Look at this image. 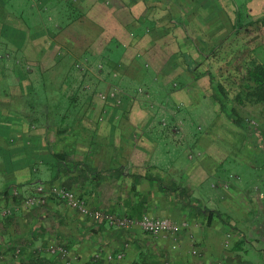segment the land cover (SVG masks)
I'll return each mask as SVG.
<instances>
[{
	"label": "rangeland",
	"instance_id": "374dc122",
	"mask_svg": "<svg viewBox=\"0 0 264 264\" xmlns=\"http://www.w3.org/2000/svg\"><path fill=\"white\" fill-rule=\"evenodd\" d=\"M92 2L103 4L109 10L113 7V14L120 18L118 21L124 26V29L121 28L124 32V35L121 33L122 41L125 43L124 49L120 41L117 43L113 36H110L111 31L107 24H105L107 29L96 25L93 27L95 31H99L98 36L91 29V20L86 16L83 18V14L71 23L73 20L66 12L71 11V8L60 0H0V68L4 65L7 69L8 65L15 63L27 69L32 63H37L36 57L25 56L26 58L22 59L24 46L27 44L29 46L31 43L30 36L33 32L40 34L38 38H35L37 40H33L34 44L37 45L38 41L40 45L44 44L45 35L42 29L37 32L40 26L53 33L52 38L49 37L51 40L48 41L50 47H47L51 54L55 53V57L50 55L52 61L50 58L46 60L52 65V71L45 74L48 88L42 85L35 92L23 96L25 103L29 98L47 97L45 92L55 101L56 97L61 95L58 82L63 79L67 84L63 95L68 98L73 97L76 106L79 100H88V108L95 109L96 112H103V109L127 113L141 111L157 116L158 126L177 136L178 144L159 145L161 150H166L167 146L170 148L168 153L162 151L159 155L163 157L164 164L169 167L171 164L178 167L175 170L179 176L181 175L182 179L178 177L180 181L187 178L189 170L185 168L189 164L191 168L196 161L195 148H203L205 159L200 162V168H197V164L194 165L197 168L195 171L198 170L202 177L214 175L215 177L211 179L214 183L220 178H226L231 182L243 180V187L246 190L253 189L254 194L243 196L244 200H241L240 206L244 208L252 206V213L249 214V216L252 214L250 221L264 225V185L259 184H262L264 180V104L250 102L241 104L234 98L241 88L240 78L244 77L243 74H246L248 70L246 67L239 68V62L248 57L255 60L256 56L264 60V26L262 24L264 0H142L136 6H133L130 0H94ZM164 5L170 6L174 15V17L166 18V27L157 29L156 34L152 35L151 26L145 25L142 29L146 34L138 37L137 31L131 28L137 22L131 25L128 22L131 20L134 22L135 17L140 19V15L137 14L139 12L142 13L141 16L148 12L151 14L148 15L149 17L160 16L164 19L167 11L158 8ZM115 9H118V12ZM80 10L84 8L80 6ZM67 16H69L68 19ZM236 20L241 24L239 33H236L234 27ZM169 28L172 30L168 31ZM150 38L157 40L156 44L159 47L145 48L155 43L149 42ZM184 54L189 56V65H187L189 67L185 64ZM28 71L30 78L36 80L37 73H33L31 68ZM62 71L63 74L60 76ZM207 72L211 74L213 80ZM41 76L43 77V73ZM2 82L4 81L0 79L1 102H8L9 97L15 100L16 97H20L4 95L5 89ZM213 86H216L215 90ZM100 95L105 97L101 98ZM214 97L226 103L228 109L226 113L222 111ZM7 107H0V109L5 113ZM73 107L71 105L69 109ZM232 109L243 120L242 124L243 122L251 124L253 134L247 135L233 123V114L230 113ZM222 161L224 162L221 163ZM218 165L220 169H216ZM167 172L171 174L172 170L167 169ZM164 175L167 176V173ZM174 178L177 180V177ZM71 190L78 198L85 201L89 209L109 213L106 209L91 207L78 195V192ZM257 192L263 193L262 197H256ZM27 196H33V194L26 195L19 201L17 210L45 206L54 200L50 197L43 203L36 201L32 205H27L25 202ZM56 199L61 202L62 207L67 209L66 212L72 218L78 220L76 225L79 222H86L91 226L99 222L113 229H122L127 232L135 230L133 233L136 237L139 236V240L147 238L150 240V246L161 249L158 251L159 258L167 256L171 259L169 264L211 262L206 258L207 256L205 257L206 250H210L209 247L205 249L200 243L201 238H204L207 233L200 225L192 224L189 227L187 221H175L169 216H162L156 208L150 207L143 215L167 217L181 224L180 229L174 233L152 236L138 224L123 229L109 226L102 219L95 221L81 215L77 209L69 207L64 200ZM258 200L263 201L259 204ZM257 203L259 208L254 210ZM244 208L241 210L243 211ZM5 209H10L11 212L0 220L9 216L14 210V208ZM242 211L234 210L233 214L229 215L231 217H225V215L223 217L239 222L242 227L244 225L241 224L244 219ZM217 212L225 214L219 210ZM112 215L122 216L121 214ZM254 215H258V219H255ZM182 223L185 224L182 225ZM240 233L243 234V232ZM222 234L221 252H230L239 235L229 231ZM245 235L250 239L252 233L246 232ZM51 239L59 242L56 237L52 236ZM263 239L261 237L260 240ZM123 241L122 237L120 242ZM114 244H110V247L87 248L88 253L90 252L89 256L80 253L75 246H66V248L70 260L73 261L72 264H92L93 259L98 257L99 264H137L134 247L123 244V250L113 251L111 249L115 248ZM85 246H88V241ZM242 246L247 250L246 254H241L244 261L252 260L262 264L264 244L262 250L259 248L260 251L247 243ZM261 246L259 244V247ZM46 248L43 249L44 253L60 255L52 254ZM33 253V249L27 248L28 255L31 256ZM119 253L123 254L120 260L116 258ZM58 258L60 263L64 264L65 261L66 264V258L61 255ZM2 261L3 258L0 263ZM215 264L220 263L216 260Z\"/></svg>",
	"mask_w": 264,
	"mask_h": 264
},
{
	"label": "crops",
	"instance_id": "0c3cea01",
	"mask_svg": "<svg viewBox=\"0 0 264 264\" xmlns=\"http://www.w3.org/2000/svg\"><path fill=\"white\" fill-rule=\"evenodd\" d=\"M42 27L37 32L42 29L45 35L44 44L40 45V41L37 45L34 44L33 40L40 34L33 32L30 36L31 43L24 46L26 50L22 48L21 55L22 59L29 56L38 58V64L34 62L27 69L15 63L8 65L7 69L4 65L0 68V79L4 81L2 85L5 89L3 94L20 96L16 100L9 97L8 102L0 101V107L9 106L5 113L0 109V208H14L13 213L0 220V255L3 256L0 264L11 263L9 254L2 253L5 249L16 246L31 248L34 253L40 250L44 253L43 249L48 243L56 241L51 239L52 236L67 243L71 241L69 246H75L80 253L87 256L90 254L88 249L94 246L110 247V244L115 243V248L111 250H123L124 247L120 249L118 243L120 240L117 241V237L109 234L106 229L97 232L99 222L91 226L86 222L76 225L78 220L72 218L55 197L51 198L54 199L51 200L52 203L45 206L17 210L19 203L13 196L15 190H21V197L24 198L26 195H34L37 185L49 186L54 183L75 190L91 207L106 209L107 212L112 211V214H127L134 208H139L143 213L152 207L162 216H169L175 221H187L189 227L192 224L204 227L207 233L200 243L205 249L209 247L205 257L211 261L206 264H215L216 260L223 264L227 256L246 254L247 250L243 246L235 247L239 244V237L230 252H221L222 233L231 231L220 223L217 210L224 212L225 214H221L225 217H231L229 215L234 210L242 211L244 207L240 204L244 200L243 196L250 193L253 196L254 190H246L242 185L243 180L236 179L237 181L231 182L220 178L214 183L211 181L214 175L202 177L198 170L195 171L194 165L197 164V168H200V162L205 159L203 148H195L196 161L191 168L190 164L185 168L189 170L187 178L180 181L181 175L175 170L178 167L164 164L163 157L159 155V152L168 153L170 150L168 146L166 150H161L159 145L178 144L177 136L159 127L157 116L141 111L127 113L103 109V112H96L95 109L88 108V100H79L76 106L73 97L63 95L67 88L63 79L58 82L61 95L55 101L45 92L47 97L29 98L25 103L23 96L35 92L42 85L48 88L45 74L52 71L50 61L46 60L50 58L52 61V57H55V53L51 54L50 49H47L53 33ZM109 27L112 36L118 38L124 46L121 37L124 32L118 18L113 17ZM148 41L155 43L145 48L159 47L157 40L150 38ZM151 51L149 53H153ZM30 68L33 73H37L36 80L30 78ZM62 74L63 71L60 76ZM71 105L74 107L69 109ZM167 169L172 170V173L169 174ZM216 169H220V165ZM262 181V184L259 183L261 186L264 185V180ZM161 185L170 188V192L168 189H160ZM260 188L262 191V187ZM262 194L257 192L256 197H262ZM258 201L260 204L263 200ZM258 203L254 210L259 206ZM201 207L207 208L211 214L205 213L204 209L200 213ZM251 208L249 206L242 211V227L235 220L229 221L243 234L252 233L250 239L247 238L244 243L260 251L264 244V240H260L261 237L264 238V225L250 221ZM258 217L254 215L255 219ZM133 231H125L123 244L134 247L136 263L140 260L141 249L146 250L150 246V240H139V236L136 237ZM87 241L88 246H85ZM259 244L262 246L259 247ZM154 249L157 250L159 259L158 251L161 249ZM242 255L241 259H244ZM160 259L164 264L171 261L167 256Z\"/></svg>",
	"mask_w": 264,
	"mask_h": 264
},
{
	"label": "trees",
	"instance_id": "16d2710c",
	"mask_svg": "<svg viewBox=\"0 0 264 264\" xmlns=\"http://www.w3.org/2000/svg\"><path fill=\"white\" fill-rule=\"evenodd\" d=\"M60 1L64 2L66 5H68L71 8V11H70L69 7L67 6V8H68L67 10H69V11H66L67 14L71 17V20H73L71 23L75 22V20H77L83 14V16H82L83 18L86 16L87 18H89L91 20L90 26H91V29H93V30H94L93 27L95 25L97 27L103 26L105 28V24H107V26L109 27V25L111 24L112 18L113 17L117 18L112 12L113 7L111 10H109V8L105 7L103 4H100V3L94 4L92 2L94 0H60ZM130 1H131L133 6H136L142 0H130ZM80 6L83 7L84 10H80ZM158 8L159 9H165L167 11V13H165L166 17L164 15V17H165L164 19L160 16L159 17H157V16L149 17L151 14L148 12L146 14H144L143 16H141L142 13L139 12L137 14L140 15L139 16L140 19L138 17H135L134 22L132 20L128 22V23H130L129 25L137 22L131 28L134 29V31H137L136 35L138 37L143 36V34L145 33L144 30L142 29V27H144L145 25L151 26L150 28L153 31L150 33H153L152 35H154L158 31L157 29H161L162 27H166L165 26L166 18L174 17L172 9L170 8V6L164 5L163 7L161 6ZM156 9H157V7H156ZM153 10H155V9L153 8ZM115 11L118 12V9H115ZM133 12H134V10H133ZM108 15H109V17H108ZM69 16H67V19L69 18ZM93 17L97 20H95ZM106 18H107V20H106ZM118 19H120V18H118ZM68 21L69 20H67V22ZM67 22H66V24H67ZM96 22L100 23V25H98ZM92 23H93V25H92ZM101 23H103V24H101ZM119 23H120V21H119ZM262 24L264 26V20H262ZM234 27H235L236 33L241 32V30H240L241 24L238 20H236V22L234 23ZM121 28L124 29V26L122 25ZM109 29H110V27H109ZM171 30H172V28L168 29V31H171ZM98 32L95 31L94 33L98 34ZM98 36H99V34H98ZM110 36H112V33ZM113 38L115 39V41H117V43H119L118 38H116V37H113ZM152 39H154V38H152ZM178 45H179V43H178ZM122 49H124L123 46H122ZM188 57H189L188 55L184 54V60L186 61L185 62L186 66L189 65ZM239 63H240L239 68H243V67L245 68L246 67V68H248V70H247L246 74H243L244 77L240 78L241 88L235 94L234 98L241 104H243L244 102H250L253 104H264V60L261 57L256 56L255 60H251L248 57V58H243ZM187 67H189V66H187ZM207 73L209 74V72H207ZM209 75H210L211 80H213L211 74H209ZM213 87L215 90L216 86H213ZM214 98H216V97H214ZM217 102L219 103L222 111L224 113H226L228 110L226 103L224 101H222L221 99H217ZM230 113L233 114V118H232L233 123H235L237 125V127H240L243 131H245V133H247V135H251L254 133L253 129L251 128V124H249V123L244 124V122L242 124L243 120L241 118H239L238 114L233 109L230 111ZM260 136H263V134H260ZM160 189H162V190L168 189V192H170V190H171L168 187L166 188V186H164V185H161ZM21 195H22L21 192H20V195H18V196L14 195V193H13L14 198H16L18 202L23 199L21 197ZM203 209L206 210L205 213L211 214V211L207 210V208H204V207H201L199 209V212L202 213ZM141 211L139 210V208H134L131 212H129L125 215H127L129 217L141 218L142 215L144 214V212L141 213ZM109 213L112 214L113 212L111 211ZM217 213H218L217 215L219 217L220 223L223 225H226L231 232L239 235V240H237V242L239 241V244L235 245V247L241 248L242 245L245 244L244 242L246 241V235L241 234L240 231L235 226H233L231 224V222L228 220V218H224L220 212H217ZM114 214H117V213H114ZM103 229H106L109 234H113L114 236H116L117 241H119L122 237L125 236V230L113 229V228H109V227L107 228L104 223H99L97 232L100 233V231H102ZM59 242L60 243L62 242L61 244H64L67 247L69 246V243L71 244V241H68V243H67V241H61L60 239H59ZM118 243L120 244V249H122L123 242L121 243L119 241ZM140 253H141L140 254L141 257L139 258L140 260H138L136 262L137 264H139V263L140 264H164L162 259H160V258L158 259L157 250L154 249L153 246H151V247L149 246L146 250L141 249ZM2 254H6V255L9 254V257H11L10 258V262H11L10 264H57V263H60V261H59L60 259L58 258V257H60V255L54 256V255H49V254L43 253L41 251H38L36 253H33L30 256L27 254V248L25 246H23V247L22 246L21 247L16 246L13 249H10V248L5 249ZM6 255L4 257H6ZM60 264H63V262H61ZM64 264H65V261H64ZM223 264H255V263H253L251 260H245L244 261V259H241V255L237 254V255H233V256H227L225 258V262H223Z\"/></svg>",
	"mask_w": 264,
	"mask_h": 264
},
{
	"label": "built area",
	"instance_id": "2783aa9c",
	"mask_svg": "<svg viewBox=\"0 0 264 264\" xmlns=\"http://www.w3.org/2000/svg\"><path fill=\"white\" fill-rule=\"evenodd\" d=\"M101 98H104V95H100ZM14 195H20L19 190L13 192ZM55 197L64 200L67 205L73 209H77L81 215L88 216L92 219L99 220L102 219L106 221L109 226L128 229L134 224L140 225V227L149 235L159 236L163 233H174L180 229L181 224L170 220L167 217H154L149 215H142L141 218L129 217L127 215L116 216L100 210H92L87 207L85 201L78 198L74 191L71 189L61 186L58 184L44 185L39 184L36 186V192L33 196H27L25 202L27 205H32L34 202L43 203L47 198ZM10 209L0 208V218L8 215ZM185 223H182L184 225ZM47 251L52 254H60L63 258H66V264H72V259L70 260L69 252L64 244L59 242L52 241L47 246ZM123 254H117L116 258L120 260ZM3 258L0 255V260ZM110 258V256H109ZM99 257L94 258L92 264H99Z\"/></svg>",
	"mask_w": 264,
	"mask_h": 264
},
{
	"label": "flooded vegetation",
	"instance_id": "af4514ba",
	"mask_svg": "<svg viewBox=\"0 0 264 264\" xmlns=\"http://www.w3.org/2000/svg\"><path fill=\"white\" fill-rule=\"evenodd\" d=\"M246 239H247V236H246ZM264 240V239H263ZM251 243H253V242H251Z\"/></svg>",
	"mask_w": 264,
	"mask_h": 264
}]
</instances>
